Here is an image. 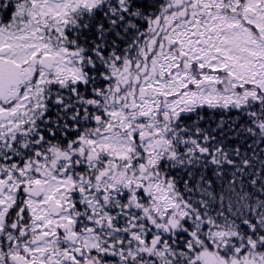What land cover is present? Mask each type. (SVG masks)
<instances>
[{
  "label": "snow or ice",
  "instance_id": "6c2138e0",
  "mask_svg": "<svg viewBox=\"0 0 264 264\" xmlns=\"http://www.w3.org/2000/svg\"><path fill=\"white\" fill-rule=\"evenodd\" d=\"M0 264H264V0H0Z\"/></svg>",
  "mask_w": 264,
  "mask_h": 264
}]
</instances>
